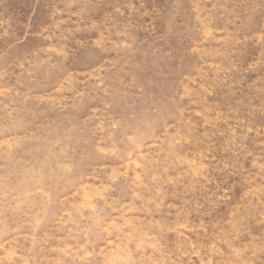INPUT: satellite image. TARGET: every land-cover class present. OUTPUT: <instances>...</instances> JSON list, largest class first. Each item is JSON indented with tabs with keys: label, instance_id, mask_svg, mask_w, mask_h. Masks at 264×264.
<instances>
[{
	"label": "rangeland",
	"instance_id": "374dc122",
	"mask_svg": "<svg viewBox=\"0 0 264 264\" xmlns=\"http://www.w3.org/2000/svg\"><path fill=\"white\" fill-rule=\"evenodd\" d=\"M0 264H264V0H0Z\"/></svg>",
	"mask_w": 264,
	"mask_h": 264
}]
</instances>
